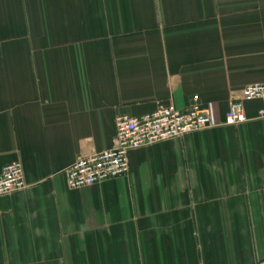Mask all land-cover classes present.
Wrapping results in <instances>:
<instances>
[{
  "label": "crops",
  "instance_id": "obj_1",
  "mask_svg": "<svg viewBox=\"0 0 264 264\" xmlns=\"http://www.w3.org/2000/svg\"><path fill=\"white\" fill-rule=\"evenodd\" d=\"M264 0H0V264H264ZM208 110L213 125L131 150L126 176L69 189L118 115Z\"/></svg>",
  "mask_w": 264,
  "mask_h": 264
},
{
  "label": "built area",
  "instance_id": "obj_2",
  "mask_svg": "<svg viewBox=\"0 0 264 264\" xmlns=\"http://www.w3.org/2000/svg\"><path fill=\"white\" fill-rule=\"evenodd\" d=\"M254 99L263 102L259 115L264 116V83L249 84L231 101L225 114V124L244 122L243 102ZM196 102L197 98H193V104L186 109L159 105L155 111L142 116L118 115L112 146L74 160L65 169L67 187L75 189L92 186L126 176L131 150L210 128L213 125L210 113L200 108ZM28 186L19 161L8 163L2 168L0 197L24 191Z\"/></svg>",
  "mask_w": 264,
  "mask_h": 264
}]
</instances>
